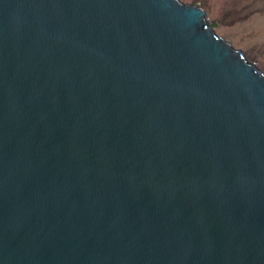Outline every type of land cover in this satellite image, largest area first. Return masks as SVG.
Listing matches in <instances>:
<instances>
[{"label": "water", "instance_id": "1", "mask_svg": "<svg viewBox=\"0 0 264 264\" xmlns=\"http://www.w3.org/2000/svg\"><path fill=\"white\" fill-rule=\"evenodd\" d=\"M0 264H264V73L181 0H0Z\"/></svg>", "mask_w": 264, "mask_h": 264}, {"label": "rangeland", "instance_id": "2", "mask_svg": "<svg viewBox=\"0 0 264 264\" xmlns=\"http://www.w3.org/2000/svg\"><path fill=\"white\" fill-rule=\"evenodd\" d=\"M199 5L217 35L264 73V0H181Z\"/></svg>", "mask_w": 264, "mask_h": 264}]
</instances>
